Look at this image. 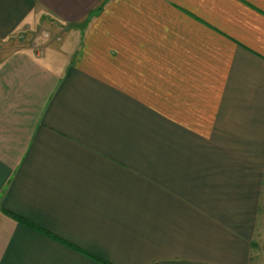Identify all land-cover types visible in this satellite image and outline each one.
Returning a JSON list of instances; mask_svg holds the SVG:
<instances>
[{
  "label": "crops",
  "instance_id": "0c3cea01",
  "mask_svg": "<svg viewBox=\"0 0 264 264\" xmlns=\"http://www.w3.org/2000/svg\"><path fill=\"white\" fill-rule=\"evenodd\" d=\"M259 225L264 0H0V264H257Z\"/></svg>",
  "mask_w": 264,
  "mask_h": 264
},
{
  "label": "rangeland",
  "instance_id": "374dc122",
  "mask_svg": "<svg viewBox=\"0 0 264 264\" xmlns=\"http://www.w3.org/2000/svg\"><path fill=\"white\" fill-rule=\"evenodd\" d=\"M42 28H45V27H42ZM42 28L40 27L33 28V30L30 31L33 35H30V38L28 41L26 39V41L29 43L31 41L37 42L35 49H37L39 46L44 48L45 46H48L51 43L53 44L51 47L57 49L60 47V45L63 44V42L53 41V39L56 37L58 33L57 31L51 30L50 32L49 29H42ZM47 31L50 33H48ZM45 34H47V36ZM33 45H32V49H34ZM256 241H257V247H258L257 264H264V225H259Z\"/></svg>",
  "mask_w": 264,
  "mask_h": 264
},
{
  "label": "trees",
  "instance_id": "16d2710c",
  "mask_svg": "<svg viewBox=\"0 0 264 264\" xmlns=\"http://www.w3.org/2000/svg\"><path fill=\"white\" fill-rule=\"evenodd\" d=\"M6 214H7L8 216H11L12 218H14V219H16V220L20 221L18 217H15L14 215H12V214H9V213H6Z\"/></svg>",
  "mask_w": 264,
  "mask_h": 264
},
{
  "label": "built area",
  "instance_id": "2783aa9c",
  "mask_svg": "<svg viewBox=\"0 0 264 264\" xmlns=\"http://www.w3.org/2000/svg\"><path fill=\"white\" fill-rule=\"evenodd\" d=\"M46 36H47V34H45ZM37 44L36 43H34V46H36Z\"/></svg>",
  "mask_w": 264,
  "mask_h": 264
}]
</instances>
